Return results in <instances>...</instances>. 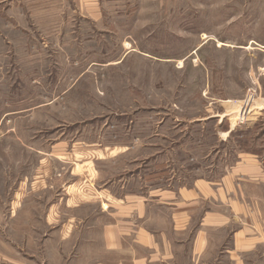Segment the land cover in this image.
<instances>
[{
  "label": "rangeland",
  "instance_id": "rangeland-1",
  "mask_svg": "<svg viewBox=\"0 0 264 264\" xmlns=\"http://www.w3.org/2000/svg\"><path fill=\"white\" fill-rule=\"evenodd\" d=\"M91 4L0 0V264H73L51 238L84 213L64 187L264 158V0Z\"/></svg>",
  "mask_w": 264,
  "mask_h": 264
},
{
  "label": "crops",
  "instance_id": "crops-1",
  "mask_svg": "<svg viewBox=\"0 0 264 264\" xmlns=\"http://www.w3.org/2000/svg\"><path fill=\"white\" fill-rule=\"evenodd\" d=\"M91 1L81 3L94 10ZM262 159L240 154L226 165L197 161L191 176L171 175L163 166L144 182L137 170L105 181L98 196H75L72 185L64 187L65 208L84 213L64 227L51 218L56 253L65 250L73 264H264V204H249L244 190V182L264 183ZM155 162L147 163L148 173L156 172ZM172 162L169 167L181 168ZM49 205L53 216L58 198ZM60 241L68 244L63 252Z\"/></svg>",
  "mask_w": 264,
  "mask_h": 264
},
{
  "label": "built area",
  "instance_id": "built-area-1",
  "mask_svg": "<svg viewBox=\"0 0 264 264\" xmlns=\"http://www.w3.org/2000/svg\"><path fill=\"white\" fill-rule=\"evenodd\" d=\"M246 114H247V112H246ZM246 114H245V111H242L241 112V118H238V119H240V122L243 120V118L246 116Z\"/></svg>",
  "mask_w": 264,
  "mask_h": 264
},
{
  "label": "bare ground",
  "instance_id": "bare-ground-1",
  "mask_svg": "<svg viewBox=\"0 0 264 264\" xmlns=\"http://www.w3.org/2000/svg\"><path fill=\"white\" fill-rule=\"evenodd\" d=\"M239 103H240V102H239ZM245 103H246V102H245ZM247 109H248V108H247ZM243 111H244V110H243ZM233 114H234V113H233ZM235 114H239V117H240L241 112H240V113L238 112V113H235ZM245 114H246V111H245ZM230 116H231V115H230ZM230 116H229V117H230ZM235 117H236V115H235ZM237 117H238V115H237ZM240 118H241V117H240ZM244 118H245V117H244Z\"/></svg>",
  "mask_w": 264,
  "mask_h": 264
},
{
  "label": "trees",
  "instance_id": "trees-1",
  "mask_svg": "<svg viewBox=\"0 0 264 264\" xmlns=\"http://www.w3.org/2000/svg\"><path fill=\"white\" fill-rule=\"evenodd\" d=\"M230 134L232 135V131L230 132ZM241 142H242V140H241ZM243 142H244V141H243ZM243 142H242V143H243Z\"/></svg>",
  "mask_w": 264,
  "mask_h": 264
}]
</instances>
